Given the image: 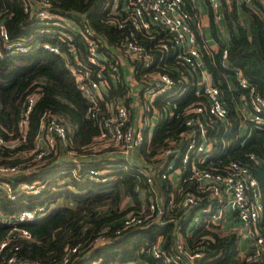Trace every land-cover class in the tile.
<instances>
[{
  "label": "trees",
  "instance_id": "1",
  "mask_svg": "<svg viewBox=\"0 0 264 264\" xmlns=\"http://www.w3.org/2000/svg\"><path fill=\"white\" fill-rule=\"evenodd\" d=\"M51 1L52 11L76 22L86 18L102 39L112 45L117 46L128 36L127 29L131 25L120 29L106 20L104 7L108 0ZM224 6L230 41L227 45L220 41V48L212 53L203 49L202 56L229 108L230 128L225 135L231 143L227 150L217 153L204 166L221 167L232 159L243 161L258 180L264 206V124L247 119L249 133L241 136L239 126L243 118L232 100L234 95H244L248 99L255 95L264 99V7H252L236 0L231 4L225 2ZM184 7L193 13L189 5ZM0 22L7 26L12 40L22 39L30 48L23 53L5 50L0 58V133L7 141L17 140L16 145L0 151V165L21 166L22 170L12 179L16 190L23 182H36L39 187L37 192L18 190L14 199L0 190V206L5 212H14L24 206L45 207L38 218L17 224L26 228L30 236L14 238L10 245L18 244L17 254L33 264H116L135 260L165 264L162 258L152 255L149 247L163 235V247L172 251L175 222L135 225L115 233L126 212L137 206H124L125 199L129 197L139 204L136 187H146L147 181L136 165L121 154L111 152L114 146L100 151L93 148L99 143L101 129L98 122L87 115L89 101L79 88L77 74L71 67L74 55L69 50L70 44L74 45L76 56L86 60V45L81 35L26 12L25 0H0ZM210 22L213 34L219 39L212 9ZM193 27L198 34L195 24ZM44 43L57 44L65 55L50 51ZM225 47L227 57L224 58ZM90 65L95 74L98 66ZM239 72L246 78L248 88L239 85ZM229 75L236 83L237 92L227 82ZM124 89L122 83L110 84L105 100L100 101V118L110 115L106 101L122 98L128 103ZM33 93L37 98L24 129L22 119L27 98ZM195 99L189 88L186 95L177 100L174 118H160L151 139L147 138L140 147L146 160L159 161L153 157L169 144L168 137L184 128L183 107ZM155 103L165 106L161 100ZM47 112L57 115L68 126L67 142L64 144L57 138L54 150L37 159V137ZM28 152L33 153L23 156ZM92 171L103 172L95 174ZM155 181L159 187L166 184L159 176ZM187 182L195 189L192 181ZM188 184L185 183V187ZM164 195L167 198L166 191ZM169 215L185 225L183 212L172 210ZM106 226L110 229L104 232ZM12 227L13 224L0 222V241ZM101 235L108 236V240L95 244V239ZM184 240L191 252L203 253L196 260L197 264H250L240 253L238 233L218 224H199L184 236ZM75 246L77 250L69 252ZM67 254L70 257L64 263Z\"/></svg>",
  "mask_w": 264,
  "mask_h": 264
},
{
  "label": "built area",
  "instance_id": "2",
  "mask_svg": "<svg viewBox=\"0 0 264 264\" xmlns=\"http://www.w3.org/2000/svg\"><path fill=\"white\" fill-rule=\"evenodd\" d=\"M208 2L216 18H220V0ZM52 5L51 0H25V11L46 23L70 28L79 33L85 42L86 60L76 56L74 45L70 44L69 50L74 55L71 67L77 74L79 88L89 101L87 115L98 122L101 129L99 143L93 147L94 150L114 146L111 152L121 154L136 165L147 181L146 187H136L140 203L131 204L137 206L126 212L115 233L119 234L135 225L175 222L173 250L163 247L164 238L159 235L149 251L154 257L162 258L165 264H197L196 260L203 253L191 252L185 245L184 236L199 224L211 222L237 232L240 240L247 238L249 246L246 250L240 247V253L250 264H264V206L258 180L241 160L232 159L221 167L204 166L217 153L227 150L231 143L225 135L230 128L229 108L220 87L203 66L202 48L193 27L195 24L199 30L201 23L186 10L184 0H108L104 7L106 20L120 29L131 25L127 29L128 36L117 46L103 40L86 18L76 22L52 11ZM44 47L65 55L57 44L44 43ZM29 49L22 39L12 40L9 29L0 22V58L5 50L23 53ZM223 57H227V47L223 49ZM90 64L98 66L95 74ZM127 64L130 71L125 72ZM198 77L200 85L197 84ZM237 79L241 87H249L241 72L237 74ZM118 83L124 84V97L128 103L106 101L110 115L100 118V101L105 100L107 94L102 86L109 88L110 84ZM189 88L196 99L183 107L184 128L167 138L169 144L153 157L159 161L146 160L140 152L141 145L147 138L151 139L161 117L174 118V109L178 106L176 102L186 95ZM250 90L253 92V88ZM135 94L142 96L141 118L138 117L136 121L132 112H139L140 109H132L136 106ZM36 98L37 94L34 93L27 98L22 119L24 129ZM157 99L165 106L161 104L159 107L155 103ZM243 100L250 108L251 120L264 124V99L255 95L248 99L243 95ZM46 117L37 137V159L54 150L57 138L64 144L67 142L68 126L51 112H47ZM41 140L43 145H40ZM16 144L17 140L7 141L0 133V151ZM21 170L18 164L0 165V190L11 199L16 197L18 190H39L36 182L19 183L16 190L12 179ZM178 170L180 173L176 174ZM92 172L97 174L103 171ZM156 176L166 181L165 186L156 184ZM189 180L194 183L195 189L190 187ZM185 183L188 186L185 187ZM162 190L166 191L167 198ZM44 210L45 207L41 205L25 207L5 218L0 213L2 222L14 225L0 241V264H33L17 254L18 244L11 246L10 243L14 238H28V230L17 224L38 218ZM172 210L184 213L185 225L176 217H169ZM109 229L110 226H106L104 232ZM107 240L108 236L101 235L95 239V244ZM76 250L77 246L70 248L69 252ZM69 257L67 254L63 262H67ZM116 264L148 262L135 260Z\"/></svg>",
  "mask_w": 264,
  "mask_h": 264
},
{
  "label": "crops",
  "instance_id": "3",
  "mask_svg": "<svg viewBox=\"0 0 264 264\" xmlns=\"http://www.w3.org/2000/svg\"><path fill=\"white\" fill-rule=\"evenodd\" d=\"M231 1L232 0H225V2L227 4H231ZM236 1H238V2H244L245 1L246 4H248L252 7H258V8H261L262 6L264 7V1L263 0H236ZM225 2H223V0H220V8H219L218 13H220L221 17L216 18L215 11L211 8L208 0H184V5L187 4L191 8H193V14L195 15L194 19L200 21V23H201V27L199 28V33L197 35H200L203 38V41H201L199 39V41H200L199 45L202 48V50L204 49L205 52H207V53H212V52L218 50L220 48V41L224 45H227L230 41V33H229L228 26H227L226 18L224 15ZM210 9H212V11H213L214 21L216 24L215 29H216V32H217L219 39H217L215 37V35L213 34L212 25L210 22ZM224 24H225V26H224ZM198 38H199V36H198ZM203 62H204L203 66L207 68V65L205 64L204 60H203ZM124 70H125V72L130 71V67L128 64L126 65V68H124ZM197 80H198L197 84L200 85V83H201L200 78L198 77ZM227 82L232 87V90L237 92L238 88H237L236 83L233 80V77L231 75L227 76ZM102 89L108 93L107 86L103 85ZM116 100H119V102H124V100L122 98L114 99L113 101H116ZM134 100H135V105L137 107L134 106V107H132V109H134V108L140 109L139 112H138V110H135L134 112H132V116L136 121L141 114L140 105H141V101H142V96L141 95L137 96L135 94ZM232 100L234 101L235 110H237L239 115L241 114V116L243 118V121H241L240 126H239V133L241 136H245L249 133V127H248L246 120L247 119L251 120L250 108H249L248 104L243 100V95H239L238 97H236L234 95L232 97ZM139 118H141V117H139ZM40 145H43L42 140L40 142ZM132 203H133V199L127 197L124 201V206H129ZM25 207H29V206H24L21 208H25ZM21 208H19V209H21ZM19 209H17V210H19ZM17 210H15L14 212H16ZM0 213H1L2 218H5V217H8L7 215L11 214L12 212H5V211H3L2 207L0 206ZM1 220L2 219L0 217V222H1ZM248 246H249V242H248L247 238H245V237L242 238L240 240L241 249L246 250L248 248Z\"/></svg>",
  "mask_w": 264,
  "mask_h": 264
},
{
  "label": "rangeland",
  "instance_id": "4",
  "mask_svg": "<svg viewBox=\"0 0 264 264\" xmlns=\"http://www.w3.org/2000/svg\"><path fill=\"white\" fill-rule=\"evenodd\" d=\"M223 22H224V21H223ZM224 26H225V24H224ZM225 28H226V27H225ZM154 125H155V124H154ZM27 155H29V152L23 154V156H27ZM175 173H176V174H177V173H180V171L178 170V172H175ZM199 214H200V213H199ZM193 224H194V223H192V225H193Z\"/></svg>",
  "mask_w": 264,
  "mask_h": 264
}]
</instances>
